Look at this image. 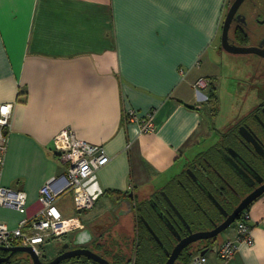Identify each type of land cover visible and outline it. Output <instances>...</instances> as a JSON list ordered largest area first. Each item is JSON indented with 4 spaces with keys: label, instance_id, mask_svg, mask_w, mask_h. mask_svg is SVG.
<instances>
[{
    "label": "crops",
    "instance_id": "0c3cea01",
    "mask_svg": "<svg viewBox=\"0 0 264 264\" xmlns=\"http://www.w3.org/2000/svg\"><path fill=\"white\" fill-rule=\"evenodd\" d=\"M229 1L0 0V105L11 104L1 184L26 193V213L0 207V221L14 228L40 210L39 189L65 169L53 146L63 128L109 156L87 183L96 198L91 210L101 200L124 209L127 197L140 199L180 179L187 160L213 142L208 95L218 88ZM200 77L209 85L197 91ZM131 108L152 114L153 131L140 133L129 122ZM56 206L92 234L102 232L99 243L108 238L134 249L133 213L101 208L84 219L71 191ZM248 210L253 244L241 242L227 260L210 254L209 264H264V194ZM124 231L130 235L119 236ZM227 237L233 227L215 242Z\"/></svg>",
    "mask_w": 264,
    "mask_h": 264
},
{
    "label": "flooded vegetation",
    "instance_id": "af4514ba",
    "mask_svg": "<svg viewBox=\"0 0 264 264\" xmlns=\"http://www.w3.org/2000/svg\"><path fill=\"white\" fill-rule=\"evenodd\" d=\"M228 40L236 46L254 47L255 52L229 53L230 58H237V66L241 63L245 68V75L241 78L243 84L247 83V89L254 99L248 112L240 117H233L228 123H219L218 98V103L215 105L212 145L208 144L187 160L182 177L174 184L141 199L131 200L127 197L125 208L120 209L133 213L137 221L145 226L155 242L154 248L158 258H164L163 264L181 239L191 233L214 229L243 199L264 187V0L241 2L231 22ZM241 126L246 128L250 141L239 133ZM229 161L243 171L239 173ZM174 186L175 193L172 190ZM142 211L146 214L144 217ZM99 228L102 229L101 226ZM95 230L99 231L97 228ZM97 235L102 236L98 238ZM136 235H138L137 230L134 231V237ZM94 236L90 241L82 240L81 242H85L83 244H72V241H69L68 247H61L49 257L40 256V259L42 262H49L58 255L76 248H88L107 259L98 243L103 237L102 232ZM211 240L213 239L192 241L180 252L175 262L181 261L185 250L188 252L198 249L199 252V249ZM8 255L9 252H5L4 256ZM117 260L114 258L113 261H109L111 264H136L135 256L130 261L129 258L122 262ZM58 264L100 263L83 255H77L63 259Z\"/></svg>",
    "mask_w": 264,
    "mask_h": 264
},
{
    "label": "built area",
    "instance_id": "2783aa9c",
    "mask_svg": "<svg viewBox=\"0 0 264 264\" xmlns=\"http://www.w3.org/2000/svg\"><path fill=\"white\" fill-rule=\"evenodd\" d=\"M209 85L205 77L196 83L197 91ZM6 109V111H4ZM126 117L129 122L138 124L140 133L154 129L152 114L139 116L133 108L128 109ZM11 104L0 105V207L26 213V193L11 189L1 184L4 155L7 148V136L10 128ZM53 146L59 161L64 165V172L49 178L39 189L38 202L40 210L29 217H22L16 227L10 228L0 221V246H29L40 256L41 248L46 243L64 238L70 233L84 228L78 216L64 217L56 206L57 200L67 192L73 193L74 209L78 212L91 210L95 204V196L89 191L87 183L95 172L109 161L103 146L91 144L77 137L72 128H63L53 139ZM249 210L241 212L234 222V237H227L220 243L211 242L202 250L193 254L188 264H209V255L221 260L230 259L241 242L253 244L252 226L248 222Z\"/></svg>",
    "mask_w": 264,
    "mask_h": 264
},
{
    "label": "rangeland",
    "instance_id": "374dc122",
    "mask_svg": "<svg viewBox=\"0 0 264 264\" xmlns=\"http://www.w3.org/2000/svg\"><path fill=\"white\" fill-rule=\"evenodd\" d=\"M229 2H233V0H231ZM228 4H227V6H228ZM229 6H230V4H229ZM226 10H227V8L225 9V13H226ZM221 50H223V49L221 48ZM224 54L225 55H224L223 64H221L219 69H218L219 70L218 74L219 73H221V74H220V77L217 79V81L219 82V83H217V87H218L217 92H218L219 105H220V113H219V116L217 118V121L219 123H228L229 120H231L233 117L242 116L243 114L248 112L249 107H251L250 105L252 103V100H254L252 98L251 92L247 89V83L244 82L245 84H243V78H241L245 75V68L243 67V65L241 63H238V66H237V62H236L237 58H232V57L230 58V54H228L226 52ZM218 70H215V71H218ZM205 118L207 119V116H205ZM213 121L215 122V115H213ZM185 161H186V159H185ZM150 193L154 194L155 191H152ZM141 198L142 197H140V199ZM121 206L122 205L120 204L119 208H121ZM101 208L106 210V211H114V214L117 216L120 215V213H119L120 209L118 208L115 210L116 203L115 204L113 203L111 206L110 203L105 204L104 200H101L99 203H97L96 207L93 210L86 211L84 214L81 213L80 215L85 219L84 216L89 215L92 211H96V210L101 209ZM125 218H127L126 214L123 217H121L122 220H120V225L123 224V220ZM232 227H234V223L230 227H228L226 230L221 232V234H219L216 238L223 237V234L228 229H230ZM120 231H121V228H120ZM120 234L130 235L126 231L119 232V236H120ZM114 235H115V233L112 234V236H114ZM67 236H68L67 238L64 237V238H60V239H62V241H64V239L66 238L67 241H72L73 237H74V233H71L70 235H67ZM133 236H134V234H133ZM62 241L59 240V242H57V241L48 242L45 245H43V247L41 248V255L40 256L49 257V256L54 255L62 247V244L64 243ZM102 244H104V243H102ZM121 244H122L121 248H118V246L114 243L113 239L107 238V241L104 244L105 245L104 247H106V249L101 248V250L102 249L107 250L108 253L105 252L103 254L102 251H100V253L103 255H106L107 259H109L111 261H113V259L115 258L114 255L117 253L120 254L123 258L132 257L133 252H134L133 247L129 246V248H128L126 245V242H124V244L122 242ZM0 254H4V253L0 252ZM26 256H27L26 252H17V253L12 255L11 260L9 261L11 263H9V264H32L30 260L25 259ZM123 261H125V259H123ZM5 264H8V263H5Z\"/></svg>",
    "mask_w": 264,
    "mask_h": 264
},
{
    "label": "water",
    "instance_id": "95a60500",
    "mask_svg": "<svg viewBox=\"0 0 264 264\" xmlns=\"http://www.w3.org/2000/svg\"><path fill=\"white\" fill-rule=\"evenodd\" d=\"M243 0H233L231 5L229 6V9L225 15L223 24H222V33H221V47L222 49L230 54H238V53H249V52H255L254 47L249 46H236L234 44H231L229 42V30L231 26V22L236 14V11L241 4ZM246 128L244 126H241L239 129V133L241 136L250 141L249 135L246 133ZM260 149V148H259ZM231 166L236 169L239 173H241L243 170L239 168L235 163L232 161H229ZM164 196L166 197V194L162 192ZM262 194H264V187L258 190L257 192L247 196L245 199H243L239 205L231 212L223 222H221L219 225L215 226L214 229L210 231H202V232H195L191 233V235L181 239L176 246L173 248V250L168 254V259L164 264H174L176 258L179 256L180 252L192 241L199 240V239H213L216 238L221 232L226 230L228 227H230L240 216L241 212L244 210H248L249 206ZM131 196V192L129 193ZM168 197V196H167ZM146 222V221H145ZM147 226L149 224L146 222ZM171 226V225H170ZM151 233L155 236L154 232L150 229ZM94 234L90 232L89 229L83 228L82 230H79L75 232L72 244H83L87 241H90L93 239ZM156 237V236H155ZM157 238V237H156ZM86 239L85 242H81L82 240ZM158 239V238H157ZM69 246V242H66L63 244L62 248H66ZM0 250L9 252L10 255L6 257H0V263L8 261L13 254L17 252H26L27 255L31 258L32 264H58L61 260L66 259L68 257H73L77 255H83L85 257H88L100 264H111L109 260H107L105 257L99 255L98 253L88 249V248H76L74 250H68L54 259H52L49 262H42L40 259V256L33 250L32 247L29 246H0ZM205 250H201L200 254H204Z\"/></svg>",
    "mask_w": 264,
    "mask_h": 264
},
{
    "label": "trees",
    "instance_id": "16d2710c",
    "mask_svg": "<svg viewBox=\"0 0 264 264\" xmlns=\"http://www.w3.org/2000/svg\"><path fill=\"white\" fill-rule=\"evenodd\" d=\"M208 96H209L208 102L212 105V108L215 110V105L218 103V92H217L216 87H213L212 89H210ZM144 214L145 213L142 211L143 217L146 215V214L145 215ZM137 222H138V229H137L138 235H136V237H134L136 240L135 251H134L136 264H163L164 258H158V254L156 253V250L154 248L155 242L153 241L151 235L149 234V232L147 231L145 226H143L140 221H137ZM101 236L102 235L98 236V238ZM216 239L217 238H213V240H211L210 243L215 242ZM99 245L102 247L101 243H99ZM196 251H198V249H194V250L188 251V252L185 250L184 253L182 254L183 256L181 258V261L175 262L174 264H188L191 256L193 254H195ZM0 252H2V251H0ZM0 257H6V256L0 254ZM25 259L30 260L32 263V260L28 255L26 256ZM10 260L11 259H9L8 261L3 262L1 264H5V263L9 264V263H11V262H9ZM122 261L117 260V262H122ZM128 261H130V259Z\"/></svg>",
    "mask_w": 264,
    "mask_h": 264
},
{
    "label": "snow or ice",
    "instance_id": "6c2138e0",
    "mask_svg": "<svg viewBox=\"0 0 264 264\" xmlns=\"http://www.w3.org/2000/svg\"><path fill=\"white\" fill-rule=\"evenodd\" d=\"M4 111H6V109Z\"/></svg>",
    "mask_w": 264,
    "mask_h": 264
}]
</instances>
